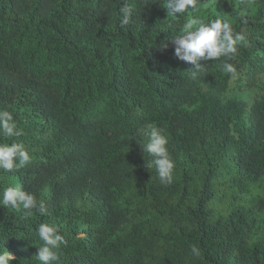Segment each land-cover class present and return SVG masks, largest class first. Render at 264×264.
Returning <instances> with one entry per match:
<instances>
[{"label":"trees","instance_id":"trees-1","mask_svg":"<svg viewBox=\"0 0 264 264\" xmlns=\"http://www.w3.org/2000/svg\"><path fill=\"white\" fill-rule=\"evenodd\" d=\"M0 0V110L31 161L0 170L48 215L0 206L9 264H41L40 223L67 244L53 264H264V0ZM242 13L247 23L237 18ZM228 20L245 42L194 65L158 45L190 17ZM163 129L175 161L163 185L146 138ZM192 246L200 249L194 256ZM4 247V248H3Z\"/></svg>","mask_w":264,"mask_h":264},{"label":"clouds","instance_id":"clouds-1","mask_svg":"<svg viewBox=\"0 0 264 264\" xmlns=\"http://www.w3.org/2000/svg\"><path fill=\"white\" fill-rule=\"evenodd\" d=\"M197 0H167V7L173 15H183L188 10L196 7ZM133 9L127 0L119 8L121 26L128 25L132 16ZM237 18L241 23H247L242 13ZM158 47L164 50L169 42L174 45V55L185 62L194 65L195 71L192 78L195 79L201 70L200 60H219L226 58L219 67L223 71L237 75L236 68L228 60L237 52V45L245 42L243 33L234 31L228 20L217 17L208 21L190 16L183 23L180 34L169 36L166 40H161ZM147 142L142 145L143 152H147L151 157L149 167H155L160 182L163 185H170L175 168V161L171 157L167 144L168 139L163 134V129L151 124L137 130ZM22 135V130L18 128L17 121L13 114L7 110H0V136L12 138ZM31 156L25 145L21 142L0 143V170L11 172L20 169L30 163ZM0 206L12 207L13 209L23 210L25 216H31L33 210L41 216L48 215L43 200H38L33 193L23 189L22 186H8L0 193ZM36 235L42 244L38 247L36 258L41 264H53L60 260L62 246L67 242L56 224L47 222L40 223L36 228ZM4 248V247H3ZM191 252L194 256L200 255V249L192 246ZM15 257L5 248L0 251V264H9Z\"/></svg>","mask_w":264,"mask_h":264}]
</instances>
